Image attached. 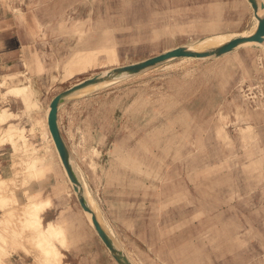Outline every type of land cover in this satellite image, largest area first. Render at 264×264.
I'll return each instance as SVG.
<instances>
[{"label":"rangeland","instance_id":"rangeland-1","mask_svg":"<svg viewBox=\"0 0 264 264\" xmlns=\"http://www.w3.org/2000/svg\"><path fill=\"white\" fill-rule=\"evenodd\" d=\"M252 22L245 0H0V80L22 74L40 101L12 121L26 128L30 147L46 152L52 165L48 178L25 179L14 167L21 152L0 145V173L15 177L14 194H5L25 202L31 189L46 195L62 189L57 206L76 240L75 250L65 251L68 264L117 263L88 227L44 136L51 98L102 70L65 81V62L82 49L113 45L118 62L130 64ZM173 59L74 96L96 97L102 148L88 137L89 126L78 123L89 113V99L62 107L63 136L76 149L101 219L134 264H264V50ZM42 62L45 71L37 72ZM88 62L92 69L94 61ZM6 107L16 114L24 109L19 98L0 91V111ZM12 203L15 214L2 227L21 229ZM10 233L19 240L5 243L1 234L2 264H39L26 234Z\"/></svg>","mask_w":264,"mask_h":264},{"label":"bare ground","instance_id":"bare-ground-1","mask_svg":"<svg viewBox=\"0 0 264 264\" xmlns=\"http://www.w3.org/2000/svg\"><path fill=\"white\" fill-rule=\"evenodd\" d=\"M259 1H264V0H259ZM248 3H249V7H251V9H252V16H253V22L248 28L241 30V31L222 32V33L213 34L211 36H205L206 38H204V39L193 41V42H190V43H188L186 45H182V46H185L190 50L206 51V50H212V49H215L217 47H220V46L228 43L229 41L233 40L234 38H237L240 36H251L252 34L255 33V31L258 27L259 19H258V17H257V15H256V13H255V11H254L249 0H248ZM258 15L264 16V8H260L258 10ZM255 47H260L262 50H264V41L260 42V41L252 40V41L243 42V43L239 44L238 46H236L232 51L227 52V53L223 54L222 56H225L228 54H234L239 48L249 49V48H255ZM169 49H171V48H169ZM169 49H166V50H169ZM84 55H86L88 57H86ZM181 57L189 58L190 60H203V59L213 58V57L217 58L219 56L211 55V56H206V57H195V56H181ZM91 59L94 61L95 66H93L92 69H89V66L91 64L88 61ZM170 60L172 61V59H169L165 62H168ZM118 61H119L118 60V54H117V51L113 45H102L101 47L91 48L90 50H87V51H79L66 62L65 67H64L63 77H64V80L66 81V80L75 78L81 74H85V73L89 72L90 70H93L96 68H102V70H100V71L97 69L99 71L98 73L106 74L112 68L117 67V66H122V64H120ZM148 69H150V68H148ZM148 69H145V70H143L139 73H136V74H140L142 72L145 73V71H147ZM98 73H96V74H98ZM136 74H131V75L122 74L120 76H116V77H113V78L108 79V80L97 82V83L91 84L89 86H86L85 88L77 91L75 94H77V95L82 94L83 95V93H86L91 88H94L97 86L99 87V86H102L106 83H109V82H112L115 80H120L123 78H130L131 76H134ZM88 77L89 76H87L85 78H88ZM85 78H83V79H85ZM83 79H80L76 83L82 81ZM7 83H8L7 81L1 82L0 87L3 86V88H6L8 85ZM0 91L2 92L3 89H0ZM8 92L12 93L14 95H17V96H21L30 108H34V107L36 108V107L40 106L39 98L36 96V94H37L36 89L34 88L31 80L25 81V82L23 81L18 85L9 87ZM49 110H50V102L48 103L47 108L45 110L46 118L44 117V121L46 119L45 122H46L47 132H48V135H49V138L51 141L52 149H53L54 153L56 154L57 163L59 164V166H60V168L64 174L65 181L69 184V187L71 188L70 194L75 195L76 196L75 198H77V193L75 192V190L73 188V183L71 182V180L67 174V171H66V169L62 163V160L60 158V155H59L58 149L56 147L55 141H54L53 136L51 134V131L49 129V124H48ZM11 115L12 114L8 108H4L0 114V145L10 143L11 146L13 147L15 153L21 152L20 153L21 156L16 161H14V167L15 166L17 167L16 174H18V176L20 174V175L24 176L25 179H29V180H31L33 178L39 179L45 175V172L47 170L46 165H45V155L44 156L43 155L33 156L32 151H31L32 149L29 146L27 136L24 133V129H19L15 124H13V122L10 120ZM38 123H39V121H38ZM3 125H5V126H3ZM246 129L250 131V127H247ZM69 148L71 150V163H72V165L76 171V164H75L76 158L74 156L75 151H74L73 147H69ZM77 175L79 176V179H80V181L84 187V192H85V195L87 197V200H88L90 206L92 207V209L94 211H96V207H95V205L92 201V198H91V193L87 189V186H86V183L84 181L83 176L79 172L77 173ZM24 177H22L23 181H24ZM23 183H26V182L24 181ZM13 184L15 185V177L14 176H13V178L0 176V210H1V212H0V240H1V234H2V239H3L2 241L3 242L5 240L8 241L7 239H9V238H10L9 240H11V239H14L15 241L19 240V239L17 240L15 238H13V235H11L12 233H10V232H13L15 234H22V233L24 235L26 234V237L23 234H22V236H24L26 240H28V241L30 240V242L32 244V248L34 250L32 252H35L34 254H32V253L31 254L35 256V258L37 259V262L39 264H64L65 254L61 250L60 246L65 250H69L70 244L72 242L70 235H69L70 232L67 231V229H66L67 223L59 224V223H55V222L51 221V222H48L45 224V222H44L45 209L51 205V202L45 201V199L36 198L34 193L31 191L26 192L27 193V197H26L27 200L25 202H23L17 196H13L14 191L11 190ZM7 190L8 191L11 190L13 192V194H12L13 199L11 197L6 196L5 193L8 192ZM11 200H14L15 207L13 206V208H15V209L17 207L19 208V210H18L19 212H16V214H18L19 215L18 217L22 218L20 220L21 221L23 220V222H24V225L22 223V225H23L22 228L18 226L21 229H18L17 226H15L14 228H10V229H8V228L5 229L2 227V226H4L3 224L5 222L10 221L9 217L11 215L14 216V214H15L12 212H14L16 210L13 211L11 209V212L9 211L10 206H11V204H10ZM78 205L80 208V212L83 215L86 223L89 224L90 226H92L93 230L96 232V236H99V234H98V232L94 226V223H93L92 213L84 210L81 207L79 201H78ZM98 218H99L101 224L104 226V228L113 237L114 243L117 246L121 247L119 241L116 239V236L113 234L111 229L104 222L101 221L99 216H98ZM14 219H15V217L12 220H14ZM11 223H12V221H11ZM12 224H10V226ZM18 224L21 225V222ZM6 241H5V243H6ZM30 242H29V244H30ZM8 243H9V241H8ZM15 243H17V242H15ZM15 243H12V244L16 245ZM20 243H21V241H20ZM22 244L23 243H21V245L19 246L17 243V245L19 247H21ZM24 247H26V246H24ZM105 247L108 250V252L110 253V255L112 256V258L114 259V261L117 264H119L115 260L113 255L111 254V251L109 250V248L106 245H105ZM25 249H27V248H24L23 251H25ZM2 253H6V250H5V252L3 250ZM27 253L29 254V251ZM3 259H4L3 257H0V264H2Z\"/></svg>","mask_w":264,"mask_h":264},{"label":"water","instance_id":"water-1","mask_svg":"<svg viewBox=\"0 0 264 264\" xmlns=\"http://www.w3.org/2000/svg\"><path fill=\"white\" fill-rule=\"evenodd\" d=\"M249 1L252 7L254 8L255 13L259 19L258 27L255 33L252 34L251 36H240V37L234 38L233 40L229 41L228 43L220 47H217L212 50H206V51H195V50H190L185 46H176L174 48H171L169 50L163 51L156 55L150 56L141 61L114 67L106 74L98 73L88 78H85L82 81L75 83L72 86L58 92L50 101V110L48 114L49 129L55 141V144L58 149L62 163L67 171V174L71 182L73 183V188L75 192L77 193V199L81 207L84 210L92 213L93 223H94V226L99 236L103 240L104 244L109 248V250L111 251V254L113 255V257L119 264H133V262L126 255L123 248L117 246L114 243L113 237L108 233V231L101 224L97 216V213L92 209V207L90 206L87 200V197L84 192V187L71 163V150L63 136L62 130L59 125L60 105L66 102L72 96L77 95L75 93L85 88L86 86H89L91 84L101 82L104 80H108L113 77L120 76L122 74H128V75L136 74L145 69L157 66L169 59H173V58H177L181 56H195V57H206V56H211V55L222 56L223 54L232 51L236 46H238L239 44L243 42L252 41V40L263 42L264 41V16H259L258 10L260 7L264 8V1H259V0H249Z\"/></svg>","mask_w":264,"mask_h":264},{"label":"crops","instance_id":"crops-1","mask_svg":"<svg viewBox=\"0 0 264 264\" xmlns=\"http://www.w3.org/2000/svg\"><path fill=\"white\" fill-rule=\"evenodd\" d=\"M245 2H246V4L249 6V3H248V0H245ZM261 8V7H260ZM259 8V9H260ZM254 9V8H253ZM255 11V10H254ZM91 48H89V49H82V50H80V51H87V50H90ZM77 52H79V51H77ZM76 52V53H77ZM75 53V54H76ZM74 54V55H75ZM73 55V56H74ZM72 56V57H73ZM71 58V57H70ZM69 58V59H70ZM68 59V60H69ZM67 60V61H68ZM66 61V62H67ZM66 62H65V64H66ZM65 64H64V67H65ZM36 69H37V72H44L45 71V65H44V63L42 62V63H40V64H37V67H36ZM63 73H64V70H63ZM8 76H6V75H4V78L2 79V80H0V83L1 82H5V81H7L8 82V80L9 79H13V80H15V78H17L18 79V81L19 82H15V83H12V84H10V85H7V87L6 88H3L4 90L2 91V93L3 94H5V93H9L8 92V88L9 87H12V86H15V85H18V84H20L21 82H23L22 81V79H19V76H22V74H19V73H9V74H7ZM123 79H125V78H123ZM120 80H122V79H120ZM29 81V80H28ZM116 81H119V80H115V81H112V82H109V83H106V84H104V85H107V84H111V83H113V82H116ZM8 84V83H7ZM103 86V85H102ZM10 94H12V93H10ZM13 96H15L16 98H19L20 100H21V102H22V104H23V107H24V109L22 110V113H15L14 111H11L9 108V110H10V112H11V118H10V120L12 121L13 120V118H15L16 116V118H20V115L21 114H23V113H28V112H31L32 110H35V109H37V108H39V107H34V108H30L28 105H27V103L25 102V100L21 97V96H17V95H14V94H12ZM56 95V94H55ZM54 95V96H55ZM53 96V97H54ZM75 96V95H74ZM74 96H72L71 98H69L66 102H64V103H62L61 105H60V108H59V115H60V112H61V109H62V107H66V108H69L70 107V104L72 103V105H74V106H76V105H86L87 104V99H89V101H90V106H89V113L88 114H80L78 117H79V124L81 125V126H83V128H84V130H86L87 128H88V126H89V129H90V131H89V134H88V137L92 140V142L94 143V144H96L97 146H98V148H102L104 145H106V138H105V135L104 136H98V123H99V114H98V108L95 106H92V101L94 100V99H96V97H89V98H87V97H85V98H83V97H81L79 100H76L77 98H75ZM52 97V98H53ZM51 98V99H52ZM51 101V100H50ZM86 103V104H85ZM7 108V107H6ZM80 108H82V106H80ZM122 111H123V105H122ZM3 110V109H2ZM2 110L0 111V114H1V112H2ZM44 117L46 118V115H45V113H44ZM44 117H43V126H44V136H45V138L49 141V143H50V147H51V151L54 153V151H53V149H52V145H51V141H50V138H49V135H48V132H47V127H46V119H45V121H44ZM13 122V121H12ZM38 122V121H37ZM13 124H15L19 129H24V133H25V135H26V128L25 127H22V126H20V125H18L17 123H15V122H13ZM36 124V123H35ZM88 125V126H87ZM3 126H5V125H3ZM34 128V127H33ZM33 130V129H32ZM27 136V135H26ZM27 139H28V143H29V146H31V143L29 142V138L27 137ZM6 144H10V143H6ZM6 144H3V145H6ZM11 145V144H10ZM12 147V146H11ZM13 148V147H12ZM31 151H32V154H33V156H40L39 154H38V151H39V149L38 148H36V147H31ZM45 151H47V149L45 150ZM74 151L76 152V149L74 148ZM15 152V151H14ZM45 165H46V172H45V178L47 177H49L51 174V161H50V159H49V156L46 154V152H45ZM43 155V156H44ZM54 155H55V157H56V154L54 153ZM102 159V158H101ZM93 161H92V166L93 167H95L96 166V162H94V159H92ZM14 161H15V159H14ZM75 164H76V173H80L82 176H83V178H84V181H85V183H86V186H87V189L90 191V193H91V198H92V201H93V203H94V205H95V207H96V213H97V216H99L100 217V214H99V208H98V201H97V199H96V197H95V195H94V193L92 192V190L89 188V186H88V182H87V179H86V176L84 175V173H83V171H82V169L80 168V166H79V164H78V161L76 160V162H75ZM0 176H3L1 173H0ZM44 176H42L41 178H39V179H31V181H37V182H40V181H42V179L44 178ZM4 177V176H3ZM31 192H33L34 193V195L36 196V198H38V199H45V201H50L51 202V205L50 206H48L46 209H45V213H44V222H45V224L46 223H48V222H55V223H59V224H65V223H67L68 222V219L65 217V214H64V210H59V207L57 206V199L58 200H62L63 199V191H62V189L60 188V187H58L57 189H55V191H54V194H52V195H46L45 194V192H43V188H35V189H31ZM53 195L55 196V197H53ZM18 198H19V196H17ZM20 199V198H19ZM58 212H60V214L58 213ZM100 219H101V217H100ZM101 221L102 222H104L105 223V221H103L102 219H101ZM110 229H111V231L113 232V234L115 235V232H114V230H113V228L108 224V223H105ZM68 225V223L66 224V229H67V231H69L70 230V227H68L67 226ZM88 225V227L92 230V232L96 235V232L93 230V228H92V226H90L89 224H87ZM116 236V235H115ZM99 237V239L103 242V240L101 239V237L100 236H98ZM116 239L118 240V238L116 237ZM71 246L69 247V249H71V250H65V249H63L61 246H60V248H61V250L64 252V254H65V257L64 258H66V253H65V251H68L69 253H71V251H73V250H75V246H74V242H76V240L74 239V238H72L71 239ZM119 241V240H118ZM104 243V242H103ZM73 244V245H72ZM125 251V250H124ZM125 253H126V255L129 257V259L133 262V260H132V258L129 256V254L125 251ZM64 263H66V264H68V262L67 261H65V259H64ZM134 264V263H133Z\"/></svg>","mask_w":264,"mask_h":264}]
</instances>
